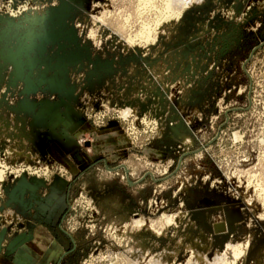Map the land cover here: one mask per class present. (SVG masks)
<instances>
[{
  "label": "rangeland",
  "instance_id": "rangeland-1",
  "mask_svg": "<svg viewBox=\"0 0 264 264\" xmlns=\"http://www.w3.org/2000/svg\"><path fill=\"white\" fill-rule=\"evenodd\" d=\"M0 264H264V0H0Z\"/></svg>",
  "mask_w": 264,
  "mask_h": 264
}]
</instances>
